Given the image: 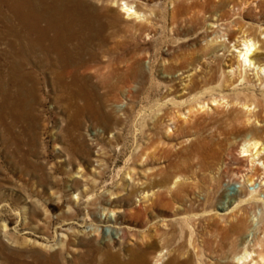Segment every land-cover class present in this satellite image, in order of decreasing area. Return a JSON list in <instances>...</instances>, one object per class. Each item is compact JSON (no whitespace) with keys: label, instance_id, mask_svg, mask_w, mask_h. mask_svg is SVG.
Here are the masks:
<instances>
[{"label":"rangeland","instance_id":"374dc122","mask_svg":"<svg viewBox=\"0 0 264 264\" xmlns=\"http://www.w3.org/2000/svg\"><path fill=\"white\" fill-rule=\"evenodd\" d=\"M125 1L142 19L128 18L122 0L112 3L118 24L105 31L108 39L80 48L85 59L62 69L38 48L28 56L23 0H0V230L8 232L0 264H32L39 251L53 255L61 246L62 264L84 254L96 263L105 252L127 260L154 239L156 251L167 244L168 257L184 264L197 262L198 249L202 264H226L244 243L230 219H252L250 203L233 202L239 190L264 208V160L256 149L245 154L230 134L247 125V95L264 117V68H245L244 46H234L243 33L232 26L264 23V0L243 17L242 4L234 5L240 0L228 1L222 12L234 42L219 33L212 44L203 38L219 12L191 23L172 19L173 0ZM253 233L264 239V217L244 239ZM147 255L155 264V249Z\"/></svg>","mask_w":264,"mask_h":264},{"label":"bare ground","instance_id":"6f19581e","mask_svg":"<svg viewBox=\"0 0 264 264\" xmlns=\"http://www.w3.org/2000/svg\"><path fill=\"white\" fill-rule=\"evenodd\" d=\"M228 1L230 0H222L218 4H214V3L212 4L211 0H191L189 2L187 0H173L172 19H178L179 17L180 21L187 22L188 20L191 23H198L201 13L205 14L207 11H212V13L218 14L219 12L220 17L216 18V21L211 24V27L215 29L211 31L210 34H205L203 41H208L209 38H211L212 40L210 41V44H212L215 40L218 39V34L223 33L224 35L228 36V40L230 41L229 43H232L234 42L235 34L227 30V27L224 25L225 16L229 14H227V12H222ZM122 2H123L124 12L127 14L128 18L135 20L142 19L141 18L142 11L138 9L136 6H134L133 3L125 0H122ZM232 2H234V0ZM98 3L100 4L101 8L97 7ZM112 3H118V0H98L97 2L95 0H23V5H24L23 9H24V17H25V21H24L25 24L23 27L26 30L23 39L25 40L28 56H32L35 52L34 49L36 48L37 50L38 48L37 51L40 52L41 55L44 56V58L46 57V60L47 58L50 59L52 57V59H55V61L58 63V66H61L62 69H66L69 63L70 64L73 62L78 63L79 61H82V59L84 60L85 58L83 57L85 56V52H83L82 54V49L86 48V46L90 44L95 43L96 41H98V43H101L102 45L103 42H105L110 36V34L108 33L107 34L109 36L106 35L105 31L107 30L106 32L110 33L111 29L117 27L118 12L113 9ZM252 3H255V0H240L238 2L235 1L234 5L238 6L239 4H242L243 7L241 8L240 15L243 17V16H248L247 12L252 10L253 9L252 7L258 9V5L254 4L253 6H251ZM263 3L264 2H262L261 5H263ZM109 4L111 5V7L108 6ZM104 10L112 11V15L109 16L108 18L106 13L104 14L103 12ZM182 15H186V17H183ZM232 17L233 16H229L227 20L232 19ZM242 22L239 19H235L233 21L232 26H237L238 29L240 30V33H243V36H241L242 39L240 40L238 38V40L234 42V46L238 49H240L241 46H244V48L240 49V56H242L243 58L245 68L246 66H249L250 68V66H252L254 63L264 68V38H261V36L264 35V23L262 20H259L261 24H259L258 27H253L248 24H244ZM140 25L142 26L144 24L141 23ZM217 29L219 30L217 31ZM115 33L111 34V36L115 35ZM32 35H34L35 37H32ZM224 45L225 47L227 46L226 43H224ZM24 50L25 49H23V51ZM91 53L88 54V56L93 58L97 56L96 54H91ZM192 54H194V52ZM191 60L192 63H194V61H196V58H191ZM214 64L212 63V65H210L211 71L214 70V68H216V65ZM52 72L55 76H58L62 71H57L56 69L55 71L53 70ZM69 72L67 73L65 72V73L68 74ZM76 74L78 75V73ZM209 80L211 82L214 79L210 77ZM231 84H234V80ZM193 86L189 84V86L187 87L189 92H194V90H196ZM169 94H171V92ZM255 100H256V96L247 95V102L243 104L247 108V110H249V112L246 114L247 125L246 124L245 126L234 125L231 129L230 134L236 137L235 139L243 147L242 150L245 154L247 152H252L254 149H256V154L259 152L258 153L259 160H264V124L262 125V127H258L254 124V122H258V123L259 121L264 122V117H262V115L258 112V110L255 111V109H257V104ZM213 102H217V98H214ZM253 105L254 108H252ZM204 106L205 105H201L202 108ZM233 120H239V118L233 117ZM248 124H250V126H248ZM179 179L180 178L175 179L176 181L174 184L179 182L180 181ZM239 191H240L239 194L236 196L233 202L234 204L238 203V205H243L244 202L250 203L249 213L251 215L249 216V218L252 216V219H250V224H248V218L244 217L245 213L241 216H238V214H234L230 219L231 227H233L234 229V234H236L237 237L243 238L242 241L244 243L241 250L237 251L232 256L233 262H228L226 264H264V239L259 237L257 233H253L251 239L250 238L244 239L245 238L244 235L246 231L251 227H255L256 222L259 224V222L263 220L264 208H260L257 205L258 203L256 201L258 200L256 199V195L252 194L251 196L248 197V199H246L248 195L242 189H240ZM153 195L154 194H149L148 192L147 194L145 193V197H150ZM258 209H260V212L258 211ZM223 229H225V227ZM254 229L256 230V228ZM166 234L167 233L163 234L162 240H166ZM0 237H4V238L8 237V232L0 230ZM123 238H124L123 232L119 233V237L117 240L121 241ZM239 242L240 240L238 241L235 239L234 241L230 242V245L232 248H234L239 245ZM220 244L221 245H218L217 248L218 249L220 248L222 251L223 248L227 246L228 242H226V240H222ZM166 245L161 250L156 251L159 246V241L157 239H154L144 249H140L135 253H131L132 256L127 260H123L121 256L118 254H112V252H105L104 255L101 254L102 256L106 257L103 260L102 259L99 260L97 258L95 263L93 261L94 259H92V255L84 254L78 258L79 263L77 264H148L147 251L149 249L150 250L155 249V256H154L155 264L188 263V261L181 262L177 255L172 258H169L168 256L170 255V251L168 250V246ZM207 245L208 243L207 241H205L204 247H208ZM56 249L57 252L56 253L54 252L53 255L52 254L46 255L41 251L39 252L37 251L38 253L32 256L33 259L32 264L68 263L64 257L65 256L64 251H66L65 247L61 246V247H57ZM59 257L60 259H58ZM199 257H200V252L198 249L197 250L198 259H196L197 262L195 261L196 262L195 264H202V261ZM78 259H76V261Z\"/></svg>","mask_w":264,"mask_h":264}]
</instances>
